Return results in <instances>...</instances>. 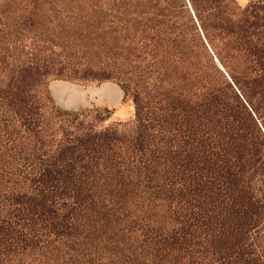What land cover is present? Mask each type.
Returning <instances> with one entry per match:
<instances>
[{
	"label": "trees",
	"instance_id": "16d2710c",
	"mask_svg": "<svg viewBox=\"0 0 264 264\" xmlns=\"http://www.w3.org/2000/svg\"><path fill=\"white\" fill-rule=\"evenodd\" d=\"M0 264H264V0H0Z\"/></svg>",
	"mask_w": 264,
	"mask_h": 264
},
{
	"label": "rangeland",
	"instance_id": "374dc122",
	"mask_svg": "<svg viewBox=\"0 0 264 264\" xmlns=\"http://www.w3.org/2000/svg\"><path fill=\"white\" fill-rule=\"evenodd\" d=\"M251 0H235L243 8ZM50 92L56 105L67 111H78L91 108H107L112 110V119H126L132 114L128 102H122L121 91L112 84L99 87L80 86L65 82L53 81L50 83ZM123 116V117H121Z\"/></svg>",
	"mask_w": 264,
	"mask_h": 264
},
{
	"label": "crops",
	"instance_id": "0c3cea01",
	"mask_svg": "<svg viewBox=\"0 0 264 264\" xmlns=\"http://www.w3.org/2000/svg\"><path fill=\"white\" fill-rule=\"evenodd\" d=\"M49 87H50V85H49ZM50 90V89H49ZM50 94H51V92H50ZM121 117H123V116H121Z\"/></svg>",
	"mask_w": 264,
	"mask_h": 264
},
{
	"label": "water",
	"instance_id": "95a60500",
	"mask_svg": "<svg viewBox=\"0 0 264 264\" xmlns=\"http://www.w3.org/2000/svg\"><path fill=\"white\" fill-rule=\"evenodd\" d=\"M49 92H50V90H49Z\"/></svg>",
	"mask_w": 264,
	"mask_h": 264
}]
</instances>
